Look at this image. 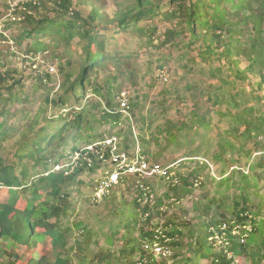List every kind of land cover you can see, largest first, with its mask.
<instances>
[{"label":"trees","instance_id":"obj_1","mask_svg":"<svg viewBox=\"0 0 264 264\" xmlns=\"http://www.w3.org/2000/svg\"><path fill=\"white\" fill-rule=\"evenodd\" d=\"M2 1L8 10V0ZM113 5L114 11L109 14L105 11V0H40L16 12L21 31L16 40L19 45L30 41L25 53L41 55L45 60L53 58L64 64L59 67L62 80L57 91L48 87L49 75H36L35 93L44 92L39 98L40 107L33 117L17 125L8 121L17 116L20 122L32 108L13 111V107L30 99L23 93L21 80L14 77L15 70L0 71V145L16 139L11 152L18 161L17 164L11 160L6 163L0 155V189L7 191L5 197L0 195V264H199L201 260L209 264H235L237 257L245 258L250 264H262L264 0H113ZM80 6L89 7L85 16L74 9ZM50 9L55 10L52 17L48 15ZM163 24L170 25L172 46L178 49L181 46V51L187 55L196 53L203 65H212L208 70L210 81L220 83L208 88V101H213L212 106L202 112L198 101L203 99L204 93L197 92L194 96L198 106L194 105L188 116L175 124L167 120L163 127H157L153 140L162 147L160 153L170 147L193 145L200 139L210 149L214 148V163L230 167L244 163L247 171L236 167L229 174L225 171L226 176L217 183L212 176H208L207 183H202L198 181L202 169L199 167L186 176L177 175V185L162 180L167 185V193L157 200L152 199L151 183L144 182L145 189L133 183L136 196L128 202L121 198L119 209L107 213L102 221L109 226L105 234L108 248L94 252L90 247L96 234L90 228L80 221L72 228L64 227L62 222L73 207L67 190L81 186L82 175H93L103 167L94 155H86L87 146L97 143L100 137L88 134L83 137L84 134L93 130L95 123L99 127L109 124L117 128L123 122L117 99L125 74L119 59L107 48V34L111 31L117 35L132 34L141 42L139 45L152 49L160 38L159 26ZM45 38H49L50 43L40 42L39 39ZM74 40H78L76 45L72 43ZM241 64L245 65L242 69ZM112 67L115 72L99 82V72L110 71ZM132 75L129 71V80L134 78ZM236 83H247L250 92L245 96L250 102L233 112L231 102L241 93L227 88ZM189 86L188 89L194 87ZM89 93L97 99L88 100ZM72 100L83 105L82 108L73 107ZM255 101L259 106L253 105ZM128 106L135 122L145 124L151 119L141 114L144 107L139 101L134 103L128 99ZM51 108L59 110L57 118L47 116ZM213 113L218 117L217 122L212 121ZM4 118L6 120L1 121ZM58 121L62 125L52 131ZM72 131H75L74 144L84 141L86 145L80 149L72 146L73 153H79L80 157L76 171L64 175L52 168L64 162L67 136ZM131 142H135L133 137ZM131 142L124 136L126 153ZM57 147L61 151H57ZM254 152H259V157L252 163ZM18 164L22 178L16 174ZM39 167L43 173H36ZM195 181L203 189L207 188L193 207V211L198 212L194 218L199 221L192 223L177 219L176 215L168 217V212L162 209L165 202L170 206L181 202L192 193ZM211 181L216 184L214 188ZM232 189L235 194L230 196L226 192ZM21 202L24 208L19 207ZM213 209L219 213L205 218ZM130 212H133L131 216ZM246 214L251 219L249 231L241 229L248 219ZM121 229L124 233L117 239ZM157 230L165 237L157 239ZM72 232L77 233L74 244L70 243ZM216 234L225 240V246L217 253L214 244L209 242ZM115 241H122L119 251L112 249ZM157 241L168 246L171 252L170 256L161 255L158 261L152 247ZM20 250L31 256L24 261Z\"/></svg>","mask_w":264,"mask_h":264},{"label":"rangeland","instance_id":"obj_2","mask_svg":"<svg viewBox=\"0 0 264 264\" xmlns=\"http://www.w3.org/2000/svg\"><path fill=\"white\" fill-rule=\"evenodd\" d=\"M95 1H103V0H95ZM106 8L105 11L109 14H112L114 11L113 0H105ZM76 11H80L84 16L87 14L89 7L80 6L74 8ZM9 10H7L4 1L0 0V71L4 72L5 70L16 71L14 73V77L18 78L22 82L23 93L29 96V101L17 103L13 107V111H18L22 108H32L28 113L27 117L21 118V121L18 122V117L15 116L8 124L17 125V123H25L26 118L29 116L33 117L34 114L38 111L40 107L39 98L43 95V91H37L35 93V84H38L36 79V75L39 74L41 76L49 75L51 82L48 83V87L55 88V91L58 89L59 82L62 80V76L59 73V67L64 64L59 60H55L53 58H49L47 60L43 59L41 55H37L36 57L25 53L26 46L30 43L29 40L22 42L23 44H18V37L20 35V30L18 28V22L20 18L16 16V21L12 20V17L8 16ZM55 10L50 9L48 15L52 17L54 15ZM12 22V24H10ZM170 25L163 24L159 26V35L160 38L158 42L155 44V48L147 49L143 48L139 45V40L135 35H117L112 31L108 32V45L107 48L109 51L119 59L120 68L123 71V75L125 74L124 84H122V90L119 98L117 99L120 102L122 95L128 99L133 100V102L139 101V103L144 107L142 109V115L145 117H151L147 122L138 123L134 121L132 115H130L128 110H121L119 105L118 109L123 114V122L117 128L111 127L109 124H103L101 127L96 123L92 125V129L90 132L84 134L83 137L88 135L100 137L97 142L103 141L105 138H109L114 136L117 140L118 151H122L126 153V148L124 147V136L128 138L129 143L131 142V137L134 138L135 142L132 144L127 153L134 157H143L149 162H157L162 165H172L179 164V168L176 171L177 175L186 176L190 174L193 170L197 168L200 169L198 181L207 183L208 176H212L216 181V183L226 175L224 172L231 173L233 169L236 167L242 169L243 171H247V167L244 163L235 164L233 167L223 166L222 164H216L212 161V156L215 152L214 148L210 149L207 144L203 143L202 140L198 139L195 141V144L187 146L188 144H183L178 149L174 147H170L163 151L160 146H158L154 140V134L157 127H163V123L169 120L174 124L182 121L184 116H188L191 109H194V105H197L194 94L197 92L204 93V97L201 95L203 99L198 101V105L201 106V110H205L213 105V101L211 103L208 101L210 97L208 95V88L213 83H217V81L211 80L209 78L208 70L212 67V65H203L200 59L197 57L196 53L187 55L184 51L185 56L182 55V47H173V37L171 36ZM111 28H109L110 30ZM113 30V29H111ZM40 42L44 41L45 43H50L49 38L39 39ZM78 40H74L72 43L76 45ZM18 44V45H17ZM77 46H75V50ZM32 57L30 61H26L28 57ZM122 57H129L124 59ZM194 61V62H193ZM159 65H163V68H159ZM241 69L245 67L244 64H241ZM129 71L133 74L134 78L129 80ZM115 72V68L112 67L110 71H100L99 72V82L104 81V79L111 73ZM128 81V82H127ZM126 82V83H125ZM220 83V82H218ZM217 83V84H218ZM188 85L193 88L188 89ZM189 86V87H190ZM247 83H236L231 87L227 88L233 91V93H241V96H235L234 103L231 102L230 109L233 112L239 111L241 108L243 109L247 103L248 96H245L250 92L248 89ZM203 90V91H202ZM22 93V94H23ZM207 93V94H206ZM245 93V94H244ZM244 94V96L242 95ZM180 97V98H179ZM226 97L230 100V96L227 94ZM88 100L97 99L92 94L89 93ZM196 99V100H195ZM233 99V100H234ZM237 103V104H236ZM240 104V105H238ZM73 107L77 110L81 109L83 105L76 103L72 100ZM197 105V106H198ZM238 105V106H237ZM254 106H259L258 101H255ZM59 110L54 108L49 109L47 116L55 118L58 117ZM98 114L97 112H94ZM137 113V112H136ZM25 116V115H24ZM129 118L127 121L126 119ZM213 122H217L218 117L216 113H213L211 116ZM4 118L1 121H5ZM43 124V123H42ZM41 124V125H42ZM148 124H151V127L148 128ZM62 125V122L58 121L52 129V131L57 130ZM223 126H226L224 124ZM130 131L132 135H130ZM75 131H72L68 136V146L65 152L64 164H69L72 159L76 156L75 153L71 150L72 146L75 145L77 148L84 147L85 142L78 141L76 144L72 141V137L74 136ZM90 133V134H89ZM18 138V137H17ZM161 139V137L159 138ZM16 139L10 140L8 142L0 145V155L5 159L6 163L9 160L14 163H18L17 160L13 158V152H11L13 148V143ZM162 143V141H160ZM57 151H61L59 147L55 148ZM148 152V155L144 153ZM145 155V156H144ZM149 158H148V157ZM259 152H254L252 156V163H255L258 160ZM152 160V161H151ZM154 160V161H153ZM54 162H52L51 166ZM61 165V164H60ZM97 165V164H96ZM207 165V166H206ZM56 166V165H55ZM55 167L53 166L52 169ZM112 168L108 164H104L103 167H100L99 171L95 174H85L80 177L82 185L78 188L71 187L67 190L70 195V200L72 201V209L68 214V217L63 219L62 225L64 227L72 228L73 224L77 222H82L87 228H90L95 234L96 239L91 245V250L97 252L98 250L107 249L108 246L105 241V234L108 232L109 226L106 224H102L104 218H106L107 213L115 211L117 208L121 206V198L125 201H130L136 196V190L132 187L133 183L137 184L135 178H125V181L120 184L117 188L113 189L108 193L107 196L112 197L113 199L107 200L109 198H104L100 203H95L93 201V194L95 192V188L106 179L109 172H111ZM238 170V169H237ZM21 165H17L16 174L20 178L23 177L21 174ZM43 169L39 167L36 170V173H43ZM21 174V175H20ZM32 174V172H31ZM162 180L156 182L155 180L149 181L154 188V194L152 199L157 200L158 198H163L167 193V185L161 182ZM156 183V184H155ZM179 183V182H178ZM177 185V184H176ZM211 187L214 188L216 185L211 181ZM138 186V185H137ZM145 188V185L144 187ZM207 188H202L200 183L198 184L196 181L192 188V193L188 194L183 198V200L179 203H176L175 206L169 204V202H165L163 211L168 212V217H174L176 215L177 219H183L185 221H190L192 223L198 222L194 217L198 214V212L193 211L194 203L200 198L202 191ZM228 195L233 196L235 194V190H231L226 192ZM7 191L0 189V195L5 197ZM212 192H210L209 197L212 198ZM254 198V195L252 196ZM114 202H110L113 201ZM20 208H24V203L21 202L19 205ZM219 213L217 209H213L209 215H206L205 218L214 217ZM133 212H130V216ZM247 216V214H246ZM248 219L244 223V227L241 229L243 231L250 230V217L247 216ZM155 224L157 221L154 222ZM238 231L240 229L238 228ZM124 233V230H120V236ZM74 236H77V233L72 232L70 236V243L74 244ZM246 237V235H244ZM224 239L220 235H216L215 237H210L209 242L214 244V252L217 253L221 250L224 245ZM244 243V242H243ZM115 251H119L122 247V241H115L113 245ZM20 253H23V260L26 261L31 255L28 252H24L20 250ZM37 256V254H36ZM156 256V260L158 261L160 256ZM138 259V258H136ZM135 259V260H136ZM199 264H209L206 260L198 261ZM235 264H250L248 260L243 257H237L235 259ZM264 264V262L262 263Z\"/></svg>","mask_w":264,"mask_h":264},{"label":"built area","instance_id":"obj_3","mask_svg":"<svg viewBox=\"0 0 264 264\" xmlns=\"http://www.w3.org/2000/svg\"><path fill=\"white\" fill-rule=\"evenodd\" d=\"M40 0H8V16L12 17L13 21H16V12L25 10V6L28 3L38 4ZM121 110H128V100L125 95H122L120 99ZM76 156L72 161L67 164L56 165L53 169L55 172H63L64 175H68L73 171H76L77 160L80 157L79 153H75ZM92 154L97 158V161L111 166L112 170L108 173L105 180H103L93 194V201L95 203H100L104 198L107 197L108 193L113 189L117 188L120 184L125 181V178H135L137 185L142 189L144 187V182H149L152 180L159 181L163 180L165 182H172L173 185L178 184L179 178L177 176V170L179 164L172 165H162L157 162H149L143 157L132 158L129 154L118 151L117 140L114 136L105 138L103 141H99L94 144L87 146L86 155ZM91 161V160H90ZM91 163V162H90ZM225 228V227H223ZM159 236L164 238L160 230H157ZM217 235V234H216ZM223 238V237H222ZM165 241H169L165 239ZM153 252L157 256H170L171 252L168 246H163L160 242H155L152 246Z\"/></svg>","mask_w":264,"mask_h":264}]
</instances>
